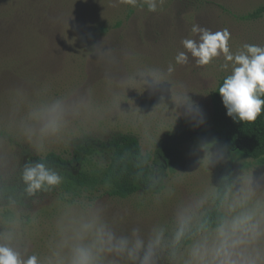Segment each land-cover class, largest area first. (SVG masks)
Wrapping results in <instances>:
<instances>
[{"label":"rangeland","instance_id":"obj_1","mask_svg":"<svg viewBox=\"0 0 264 264\" xmlns=\"http://www.w3.org/2000/svg\"><path fill=\"white\" fill-rule=\"evenodd\" d=\"M16 1L10 9V0H0V182L5 183L22 182L33 156L54 152L71 158L74 146L90 139L131 134L142 152L154 158L164 135L209 127L211 93L232 65L223 54L204 66L196 65L190 53L187 64L176 63V55L187 51L182 41L198 39L194 25L212 32L227 29L233 54L245 44L264 46V15L249 16L264 0H155V11L149 10L148 0ZM22 15L24 35L16 31ZM100 27L106 30L101 33ZM23 42L24 56L18 51ZM98 46L109 55L97 57L93 49ZM169 66L174 69L170 75ZM148 69L164 73L168 83L142 88L133 77ZM184 92L202 109L204 123L196 125L174 103ZM57 98L68 103L85 98L88 104L69 117L57 136L29 141L22 131L28 112ZM180 148L178 167L166 171L157 193L139 191L123 199L99 187L61 198L55 186L29 198L26 206L0 198V230L18 227L28 255L47 264L70 234L69 220L100 209L117 235L138 228L147 240L161 233L158 264H220L227 259L264 264V164L252 159L234 162L233 184L221 206L223 225L197 232L189 245L174 251L181 217L188 220L185 230L196 226L213 206L219 170L227 163L224 158L208 167L207 151L215 149L191 140ZM105 160L103 154L94 156L88 166L96 168ZM112 259L107 255L105 264Z\"/></svg>","mask_w":264,"mask_h":264},{"label":"clouds","instance_id":"obj_2","mask_svg":"<svg viewBox=\"0 0 264 264\" xmlns=\"http://www.w3.org/2000/svg\"><path fill=\"white\" fill-rule=\"evenodd\" d=\"M135 3V0H122ZM149 10H156L155 0H148ZM193 33H198V39L182 41L186 52H179L175 61L177 64L188 63V53L195 58L198 66L208 65L214 58L224 55L231 62L232 71L219 87L222 104L226 115L234 121H255L264 106V46L245 44L241 51L233 54L229 49L230 33L227 29L212 32L209 29L194 25ZM97 57L105 58L108 50L102 46L93 49ZM229 65L225 63L224 68ZM172 66L167 69L170 75ZM140 82L142 88L154 89L167 82L165 74L157 69L138 71L133 77ZM168 83V82H167ZM184 92L174 101L177 107L183 109V114L195 121L196 125L204 123L200 106ZM88 101L80 98L68 103L62 98L53 99L31 108L22 131L29 141L42 140L45 137L57 136L66 125L69 117L78 114L86 107ZM211 144V143H209ZM203 145H201L202 148ZM226 146H220L215 151H207L206 165H214L224 160ZM25 192L32 196L38 191H50L62 182V177L43 162L26 163L22 172ZM236 183V181H235ZM249 193L253 190V178H248ZM187 218L181 217L180 226L175 233L174 241L179 242L185 235ZM65 229L62 228V231ZM70 233L61 250L53 252L47 264H105L107 255L113 257L111 264H158V254L161 246V233L155 232L147 240L141 236L138 228L132 229L130 235L117 233L104 221L101 210L95 209L87 215L73 216L67 226ZM67 248V254L62 249ZM0 264H41L37 255H28L27 247L22 246L21 233L14 226L0 230ZM220 264H255L254 261L223 260Z\"/></svg>","mask_w":264,"mask_h":264},{"label":"trees","instance_id":"obj_3","mask_svg":"<svg viewBox=\"0 0 264 264\" xmlns=\"http://www.w3.org/2000/svg\"><path fill=\"white\" fill-rule=\"evenodd\" d=\"M17 3L10 0L8 8H15L14 5ZM263 15L264 4L257 6L249 14L251 18ZM23 17V15L20 17L21 23L16 27V31L24 35ZM105 30L104 27H100L101 33ZM20 34L18 35L21 37ZM18 51L24 56V42ZM226 76L219 79L211 93L210 126L194 131L189 130L186 133L175 132L164 135L155 148L154 158L142 152L139 140L131 134H118L106 141L90 139L77 143L71 158H65L54 152L43 157L33 156L32 158L35 162L45 163L62 177V182L56 186L61 191V198H65L66 194L73 197L82 190L103 187L108 195L124 199L139 191L159 192L166 171L175 170L182 159L180 146L183 141L191 140L215 150L220 146H226L227 163L219 170L213 206L202 213L194 228L185 230L181 240L178 243L175 242L174 251H177L189 245L197 232L217 229L223 225L225 216L221 206L233 184L234 162L252 159L259 164H264V106L257 119L251 122L234 121L226 115V108L218 92ZM261 98L264 99V96ZM100 154L105 156V164L90 168L88 166L90 159ZM25 187L23 181L0 182V198L7 204L26 206L29 198L44 192L38 191L29 196L25 192Z\"/></svg>","mask_w":264,"mask_h":264}]
</instances>
